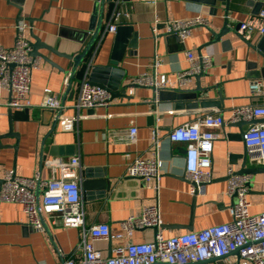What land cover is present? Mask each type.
<instances>
[{
    "label": "crops",
    "instance_id": "obj_1",
    "mask_svg": "<svg viewBox=\"0 0 264 264\" xmlns=\"http://www.w3.org/2000/svg\"><path fill=\"white\" fill-rule=\"evenodd\" d=\"M256 1L230 0L227 11L226 2L221 1L212 7L198 0H99L101 9L96 27L100 23V31L85 58V71L79 76L74 74L75 58L94 37L95 31H90V27L96 0H0V48L13 47L22 32L36 42L32 37L34 33L57 52L39 49L59 67L39 56L30 93L34 106L17 110L0 107V180L8 170L25 177H32L37 170L44 179L58 176V171L46 163L49 159L79 156L86 228L104 222L116 233L122 221L153 203L159 205L160 230L166 238L231 222L233 198L227 195L228 168L233 167L235 171L242 168L246 147L241 134L251 123H230L218 129L226 136L214 142L213 180L197 197L190 193L189 181L184 177L185 145L169 143L167 135L172 128L194 121L200 113H219L228 120L235 107L264 104V97L254 96L251 91V83L256 79L264 83V78H258L257 70H250L248 66L255 61L259 62V67L264 66L261 56L235 31L219 39L215 36L224 28L226 15L229 28L235 29L240 22L259 14ZM116 9L128 13L121 21L132 25L138 34L135 54L131 55L128 50L120 65L125 70L120 87L125 90V96L112 99L107 107L81 109L82 117L75 130L65 131L61 128L59 112L42 108L40 104L50 89L66 106L64 115L77 114L73 105L89 66L109 64L115 34H106L101 39L100 32ZM200 11L209 18L208 27H196L184 42L166 34L164 22L167 19L192 17ZM156 19L160 21L158 37L152 30ZM262 37L255 32L246 41L255 44ZM187 49L196 57L211 54L212 67L181 88L164 89V97L154 87L130 84L132 78L154 72L156 53L164 58L158 73L174 80L178 71L188 67ZM61 54L74 56L73 62ZM68 73L73 74L71 87L64 85ZM180 89L185 91L180 92ZM193 95L211 102L219 101L221 105L192 107L190 103L194 100L190 96ZM256 121L262 123L264 118ZM11 125L18 138L9 135ZM132 125L138 129L136 143L127 145L113 140L115 133ZM155 132L163 142L161 157L166 168L157 190L149 188L141 178L130 177L126 170L137 155L152 156ZM52 146L72 149L69 154L53 156L50 154ZM127 153H130L129 158ZM247 166L262 167L249 158ZM253 180L250 209L257 214L264 212V172L254 175ZM88 182L91 185H87ZM28 217L20 204L0 201V264H63L69 258L83 259L82 228L63 226L60 220L55 222L45 215L48 230L36 231ZM156 234L154 228H146L135 231L132 239L136 243L152 242ZM126 241L128 237L96 241L95 246L105 256H111L114 247Z\"/></svg>",
    "mask_w": 264,
    "mask_h": 264
},
{
    "label": "built area",
    "instance_id": "obj_2",
    "mask_svg": "<svg viewBox=\"0 0 264 264\" xmlns=\"http://www.w3.org/2000/svg\"><path fill=\"white\" fill-rule=\"evenodd\" d=\"M128 13L114 10L110 21L100 32L103 39L106 34H116L122 18ZM209 18L200 11L187 18H169L164 22L166 34H175L183 42L196 27H208ZM238 33L249 40L255 32L264 36V9L247 22H240ZM160 21L156 19L153 34H160ZM13 47L0 48V107L25 109L34 106L30 100L33 72L39 66V58L31 53V41L22 32L18 34ZM188 67L177 72L174 80L165 74H159L158 68L164 58L158 53L154 56L153 73H143L131 79L132 86L154 87L156 91L176 89L186 85L196 76L206 73L213 65L211 54L196 57L189 49L185 52ZM72 73L64 79V85L71 87ZM254 96L264 97V83L256 79L251 83ZM5 92L10 93L5 97ZM40 107L59 112L61 128L65 131L75 130L81 119V109L107 107L112 101L111 93L97 85H92L88 73L82 78L79 96L73 107L77 110L74 116H66V108L60 97L48 89ZM222 114L200 113L192 122L183 123L171 129L167 135L169 143H182L186 151L184 160V177L189 181L190 193L202 194L205 186L213 180V146L214 142L226 133L218 129L226 124L241 120L250 122L243 131L248 158L264 167V122H254L264 118V104L243 105L232 109L228 120ZM138 129L130 126L127 130L115 133L113 140L118 143L133 145L137 141ZM162 141L155 132L153 152L150 157L138 156L127 164V175L141 178L149 188L158 189L160 178L165 173L161 157ZM130 157V153L126 154ZM48 166L58 171V176L48 179L36 171L32 177L17 175L8 170L0 186V201L20 204L27 214L29 224L36 231L44 232L45 215L53 221L60 220L63 226L82 228L81 247L84 251L82 260L66 259L63 264H169L197 263L214 257H222L238 250V255H231L224 261L226 264H264V212H251L249 200V183L254 176L237 174L233 167L228 168L229 185L227 195L233 198L231 206L232 221L218 224L199 231L187 232L166 238L161 232L162 221L159 205L146 206L140 213H133L121 223L120 231L112 233L109 224L101 222L85 227V212L82 200V178L79 173L80 157L70 159L54 157L47 162ZM158 227L154 241L136 243L133 241L135 231ZM91 236V240L88 237ZM128 241L114 247L113 255L105 256L95 246L96 241L112 239Z\"/></svg>",
    "mask_w": 264,
    "mask_h": 264
},
{
    "label": "water",
    "instance_id": "obj_3",
    "mask_svg": "<svg viewBox=\"0 0 264 264\" xmlns=\"http://www.w3.org/2000/svg\"><path fill=\"white\" fill-rule=\"evenodd\" d=\"M198 1L207 3V4L211 5L212 7H216V4L218 1L226 2L227 11L229 10L230 0H198ZM255 3H256V8H257L256 13H259L260 10L264 7V0H257ZM95 8L96 9L94 11L93 18H92V25L90 27V29H91L90 31H95V34H94V37H92L91 40L89 39V42L86 43L87 47H85L83 52L81 54H79V57L75 58V60H76L75 61V72H74L75 75L78 72V68L85 65L84 64L85 58H86L87 54L89 53V51L91 50V47L94 44L95 40L97 39V36L99 34V31H100L101 24L99 23V26L96 27L97 21H98L99 11L101 9V8H99V0H96ZM226 16H227V18L225 21V26L219 33H215L216 38L217 39L222 38L223 36L230 33V31H235V33L238 34L239 37L246 42V44H248L251 48H253L254 50H256L258 52V54L261 56V58L264 61V36L262 37V39L260 40L259 43L254 44L250 41H246V39L241 34L238 33L239 25H237L235 29L229 28V26H228V15H226ZM169 35H171L172 37H174L176 39L179 38L175 34H169ZM137 36H138V34L136 33V31H134V27L132 25L124 24V23L120 24L118 29H117V32L114 36V45H113L109 64L106 66H93V65L89 66V70H88L89 82L92 85H97V86H100V87L108 90L112 95V99H114L116 97H120V96H125V90L120 89L121 81L123 79V75L125 73V70L123 68H121L120 65L123 62L124 57H125L126 53L128 52V50L130 51L131 55L135 54L136 49H137V45H138L137 44ZM32 37L35 39L36 42H33V41L30 42L31 43L30 55L32 57H34L35 59L38 58L39 56H41L42 58L46 59L50 64H54L53 61H50V59H47V57H45V55L41 54L39 52V49L40 48H47V49H49L55 53H57V52L54 49H52V47L46 45L34 33H32ZM61 55L73 62L74 56L66 55V54H61ZM55 66L57 68H59L58 65H55ZM248 66H249L250 70L251 69L257 70L256 76L258 78H261V77L264 78V66L263 65L261 67H259V62L255 61V62L248 63ZM165 91L166 90H160L161 96L164 97ZM179 91L183 92L185 90L180 89ZM175 96L178 97L179 95H175ZM190 97L194 100L193 103H190V106L195 107V108L199 107V106L206 108L209 106H220L221 105V103H219V101L211 102L208 99H199L197 95H193ZM254 122H257V121L255 120ZM245 123H247V121L241 120L239 122H235L232 124L241 125V124H245ZM13 129L14 128L11 125L9 135H14L15 137L18 138L19 135L16 132H14ZM241 135L243 136V132ZM1 138H3V137H1ZM0 146H2L1 143H0ZM71 149H72V147L57 148L56 146H52L50 154L53 156L64 155V154H67V152L69 154L71 152ZM184 151H186V148H184ZM242 156L244 158V162H243V165H242V168L240 169V171H236L237 174H251L254 176V175L259 174V172L260 173L264 172V167H248L247 166L248 154H247L246 150ZM253 181H252V183H249L250 190L253 187ZM2 182H3V179L0 180V184H2ZM85 185H86V183H85ZM87 185H91V184H89V182H88ZM197 196H198V194L194 195V197H197ZM45 227H46V230H48V225L46 223H45ZM153 228L155 229V231L157 233L159 228L158 227H153ZM231 255H238V250L232 252L231 254H229L227 256H223V258L222 257H214V258L209 259V260H204V261L197 262V263L192 262V263H187V264H205L208 262L222 263V262H224V260L227 257H229ZM154 264H169V263L156 262ZM222 264H224V263H222Z\"/></svg>",
    "mask_w": 264,
    "mask_h": 264
},
{
    "label": "trees",
    "instance_id": "obj_4",
    "mask_svg": "<svg viewBox=\"0 0 264 264\" xmlns=\"http://www.w3.org/2000/svg\"><path fill=\"white\" fill-rule=\"evenodd\" d=\"M85 67H86V65H83L79 70H78V73H77V75H83V73H84V71H85Z\"/></svg>",
    "mask_w": 264,
    "mask_h": 264
}]
</instances>
